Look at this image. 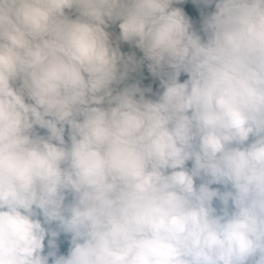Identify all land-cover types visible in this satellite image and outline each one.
<instances>
[{"label":"clouds","instance_id":"obj_1","mask_svg":"<svg viewBox=\"0 0 264 264\" xmlns=\"http://www.w3.org/2000/svg\"><path fill=\"white\" fill-rule=\"evenodd\" d=\"M0 264H264V0H0Z\"/></svg>","mask_w":264,"mask_h":264}]
</instances>
